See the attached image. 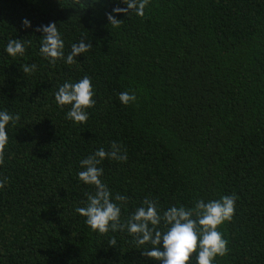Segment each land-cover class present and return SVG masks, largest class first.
I'll return each mask as SVG.
<instances>
[{
    "label": "trees",
    "instance_id": "obj_1",
    "mask_svg": "<svg viewBox=\"0 0 264 264\" xmlns=\"http://www.w3.org/2000/svg\"><path fill=\"white\" fill-rule=\"evenodd\" d=\"M114 7L126 5L0 0V110L19 115L0 165V264H159L126 230L95 233L75 211L95 191L79 182V162L112 142L127 160L99 167L113 198L128 197L114 200L121 222L145 198L162 214L234 195L219 228L229 252L214 264H264V0H150L144 17L117 14L119 27L107 21ZM49 23L65 56L80 39L93 47L72 65L49 63L36 31ZM10 38L25 42L23 56L6 54ZM84 76L96 103L80 125L54 94ZM124 91L136 102L123 105Z\"/></svg>",
    "mask_w": 264,
    "mask_h": 264
},
{
    "label": "clouds",
    "instance_id": "obj_2",
    "mask_svg": "<svg viewBox=\"0 0 264 264\" xmlns=\"http://www.w3.org/2000/svg\"><path fill=\"white\" fill-rule=\"evenodd\" d=\"M74 3L78 4L80 0H74ZM120 3L126 7H114L112 12L107 14V21L112 27H119L122 21L116 19L117 14L144 17L150 0H120ZM22 25L24 28L32 26L28 19H24ZM36 31L42 33L39 54L51 64L63 60L64 63L72 65L77 62V56H83L93 47L86 39H80L71 44V51L65 56V41L56 23L40 25ZM25 50L26 45L22 39L10 38L4 47L6 54L12 58L23 56ZM35 68L34 64L25 65L23 72L31 73ZM94 96L91 78L84 76L76 82L65 81L60 84L54 94V101L61 108L70 106L65 118L74 124L83 125L89 118L87 109L95 106ZM118 99L127 106L135 103L137 96L135 92L124 91L119 93ZM18 120V114L14 116L7 110H0V165L3 164V154L9 143L7 129ZM105 158L126 161V150L122 145L112 142L108 151L101 147L79 162V182L93 186L95 191L87 196L86 206L77 207L75 211L84 218V224L91 231L105 234L110 230H126L138 245L147 246L141 254L150 260L159 261V264H189L193 253L195 264H214L217 257H224L229 252V242L219 228L233 218L236 207L234 195L221 196L218 200L207 202L198 200L191 208L172 205L162 214L154 199L145 198L141 206L130 214V218L121 222V206L114 200L122 204L128 197L117 194L113 198L107 185L102 182L104 170L99 165ZM6 186L7 178H0V190ZM161 225L164 230H161ZM110 245H116L114 238Z\"/></svg>",
    "mask_w": 264,
    "mask_h": 264
}]
</instances>
